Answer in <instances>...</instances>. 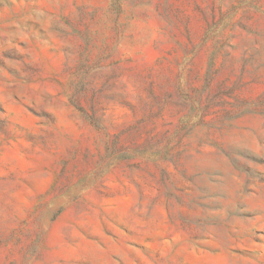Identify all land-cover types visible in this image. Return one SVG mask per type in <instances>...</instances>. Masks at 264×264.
I'll return each instance as SVG.
<instances>
[{"label":"rangeland","instance_id":"1","mask_svg":"<svg viewBox=\"0 0 264 264\" xmlns=\"http://www.w3.org/2000/svg\"><path fill=\"white\" fill-rule=\"evenodd\" d=\"M0 264H264V0H0Z\"/></svg>","mask_w":264,"mask_h":264}]
</instances>
